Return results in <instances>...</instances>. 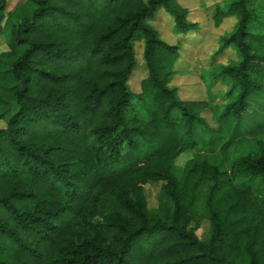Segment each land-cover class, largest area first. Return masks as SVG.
Here are the masks:
<instances>
[{
  "label": "trees",
  "instance_id": "16d2710c",
  "mask_svg": "<svg viewBox=\"0 0 264 264\" xmlns=\"http://www.w3.org/2000/svg\"><path fill=\"white\" fill-rule=\"evenodd\" d=\"M191 1L0 0V264H264V140L226 168L194 153L234 148L255 105L264 121V0L206 2L211 35L230 26L202 66L219 75L183 100L182 41L153 25L186 39Z\"/></svg>",
  "mask_w": 264,
  "mask_h": 264
},
{
  "label": "rangeland",
  "instance_id": "374dc122",
  "mask_svg": "<svg viewBox=\"0 0 264 264\" xmlns=\"http://www.w3.org/2000/svg\"><path fill=\"white\" fill-rule=\"evenodd\" d=\"M186 1L189 0H179V2L183 4H188ZM203 0H195L191 1L192 4L196 5L199 9L204 10L207 8L206 2ZM216 3L220 0H214ZM21 0H8V9L12 10ZM202 3V4H201ZM201 4V6H199ZM189 5H187L188 7ZM190 7V17L195 19L197 17L198 21L200 20L201 24L197 27V30L187 35L186 39H183L180 36L173 35L172 33V21L168 15L164 12H160L158 14V18L156 22H154V27L162 34V37L168 41L169 43H176L178 40L182 42H178L177 46L180 48V61L178 62L176 68L177 71L175 73V79L172 84H175L177 88L180 90V96L183 100H195L202 96H205L204 87L201 86V81L205 85V87L209 84H213V80L219 74L218 67H202L208 66L210 64L211 57L213 53L216 51L218 39L222 33L226 30L228 31L230 26L228 22H224L222 27H219L215 30V33L211 35L209 29L212 22L208 20L211 17L212 10L206 9V11L202 14L198 11V8ZM209 7V6H208ZM208 18V19H207ZM138 47V46H137ZM9 50V45L5 41V39L0 38V54L3 52H7ZM140 52L138 48H136V56H140ZM234 51L227 50L224 52V55L215 56V59L222 63H227V60L235 59ZM138 61V59H137ZM139 62V61H138ZM196 69V71H195ZM137 75L135 72L132 76V88L137 89V81L143 77L144 72L142 70ZM215 74V77L213 76ZM202 77V80L200 76ZM198 85L197 88L195 86ZM221 88V87H219ZM210 92V99H214V97H218L217 100L220 101L223 97L224 90ZM215 92V93H214ZM262 109L259 105H255V107L250 108L248 113L244 116V133H241L238 139L235 141V147H229L227 150H219L220 147L216 146L208 150H202L198 153L199 159H205L208 161H214L215 163H219L223 168H226L230 163V160L240 157L241 155L250 154L255 152V141L257 139L264 140V121L259 123L256 119V113ZM210 121V113L205 112ZM9 114H4L2 119H0V128L5 126V121ZM214 126L215 124L212 123ZM193 152L186 151L182 153L178 159L176 160V165L178 167L184 166V164L192 158ZM160 184H148L144 187L145 193L148 198L149 206L154 207L156 205V198L159 191ZM209 225L207 222H204L201 228L196 232L197 236L203 239L206 235L207 229Z\"/></svg>",
  "mask_w": 264,
  "mask_h": 264
},
{
  "label": "crops",
  "instance_id": "0c3cea01",
  "mask_svg": "<svg viewBox=\"0 0 264 264\" xmlns=\"http://www.w3.org/2000/svg\"><path fill=\"white\" fill-rule=\"evenodd\" d=\"M204 2L206 1V0H203Z\"/></svg>",
  "mask_w": 264,
  "mask_h": 264
}]
</instances>
